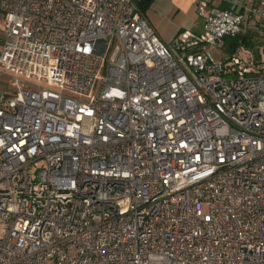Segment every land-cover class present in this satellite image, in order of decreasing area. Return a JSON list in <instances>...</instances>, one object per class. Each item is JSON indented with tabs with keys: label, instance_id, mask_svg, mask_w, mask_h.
Returning a JSON list of instances; mask_svg holds the SVG:
<instances>
[{
	"label": "built area",
	"instance_id": "built-area-1",
	"mask_svg": "<svg viewBox=\"0 0 264 264\" xmlns=\"http://www.w3.org/2000/svg\"><path fill=\"white\" fill-rule=\"evenodd\" d=\"M139 1L0 0V264H264V0Z\"/></svg>",
	"mask_w": 264,
	"mask_h": 264
},
{
	"label": "crops",
	"instance_id": "crops-1",
	"mask_svg": "<svg viewBox=\"0 0 264 264\" xmlns=\"http://www.w3.org/2000/svg\"><path fill=\"white\" fill-rule=\"evenodd\" d=\"M195 2L196 0H152L142 13L159 37L170 42L185 29L196 33L203 31V15L195 18ZM221 5L226 7L229 4L222 1L218 3V6Z\"/></svg>",
	"mask_w": 264,
	"mask_h": 264
},
{
	"label": "rangeland",
	"instance_id": "rangeland-1",
	"mask_svg": "<svg viewBox=\"0 0 264 264\" xmlns=\"http://www.w3.org/2000/svg\"><path fill=\"white\" fill-rule=\"evenodd\" d=\"M197 1L195 2V18L199 17L200 15L204 14V10H201L200 7L197 5ZM224 7V6H219ZM190 30V29H188ZM253 40H255L256 44L255 46H246V45H239L238 48H236L234 51H230L226 44L224 45V38L221 40L222 44L216 43L209 45L210 51L214 55L215 58H224V59H230L232 55L239 56L241 58H244L248 60H252L253 68L257 69L258 71H264V68L258 69L256 66L257 63L260 62V60H264V36H258L254 35ZM264 67V66H262ZM100 75H102V71L100 72ZM0 89H11V86L9 84V80L7 79L6 75L0 74ZM99 90V85L97 89L92 90V92H95L97 94ZM63 92H66V90H62Z\"/></svg>",
	"mask_w": 264,
	"mask_h": 264
},
{
	"label": "trees",
	"instance_id": "trees-1",
	"mask_svg": "<svg viewBox=\"0 0 264 264\" xmlns=\"http://www.w3.org/2000/svg\"><path fill=\"white\" fill-rule=\"evenodd\" d=\"M152 0H141L139 1V8L141 11H143L145 8H147ZM256 34H237V35H227L224 37V45L228 47V49L232 52L236 48L239 47V45H246V46H255L256 42L253 40V36Z\"/></svg>",
	"mask_w": 264,
	"mask_h": 264
}]
</instances>
